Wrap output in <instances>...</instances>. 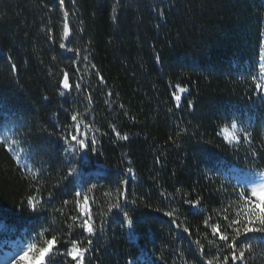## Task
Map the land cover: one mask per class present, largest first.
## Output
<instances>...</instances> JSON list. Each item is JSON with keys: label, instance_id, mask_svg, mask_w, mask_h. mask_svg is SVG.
Here are the masks:
<instances>
[{"label": "trees", "instance_id": "trees-1", "mask_svg": "<svg viewBox=\"0 0 264 264\" xmlns=\"http://www.w3.org/2000/svg\"><path fill=\"white\" fill-rule=\"evenodd\" d=\"M56 2L0 0V133L20 141L17 151L29 163L43 165L49 191L70 167L59 126L70 122L73 110L83 113L85 105L94 110L86 122L100 129L98 151L79 166L81 175L62 182L54 199L37 213L21 207L29 183L12 153L0 144V253L11 250L15 257L29 243L41 242L38 233L63 228L64 216L55 210L67 199L63 213L74 214L69 209L80 187L96 185L89 195L97 202L93 211L99 219L111 202L106 193L127 179L129 199L138 200L127 208L133 224L127 225L113 210L94 238L91 264H182L177 248L191 264H200L187 234L163 213L176 209L177 223L195 230L202 218L182 206L178 196L170 203L176 189L202 195L206 207L218 208L234 187L264 178L258 174L264 172V151L253 159L247 146L237 149L215 135L217 125L238 115L250 122L254 146L259 150L264 144V98L250 88V73L258 66L264 43V0H121L116 19L115 0H74V5L66 0L75 12L74 32L85 30L75 33L68 47L85 48L90 56L75 65L74 53L59 48V31L56 43L46 39V25L60 27V11L52 10ZM90 64L97 66L106 84L99 83ZM73 68L74 79L84 78L93 103L75 91L59 96L57 78L49 69ZM175 83L189 88L180 108L171 98ZM109 90L112 97L105 94ZM187 100L195 107L188 108ZM108 123H115L129 139H116ZM177 125L198 135L173 144L169 137L175 138ZM129 167L131 175L125 171ZM221 187L227 192H217ZM165 191L168 197L162 195ZM253 244L251 264H264V243Z\"/></svg>", "mask_w": 264, "mask_h": 264}, {"label": "snow or ice", "instance_id": "snow-or-ice-1", "mask_svg": "<svg viewBox=\"0 0 264 264\" xmlns=\"http://www.w3.org/2000/svg\"><path fill=\"white\" fill-rule=\"evenodd\" d=\"M69 3L74 5V0H69ZM121 0H115L113 6V19H116L115 13ZM59 9L60 20L59 29L56 23L46 25V39L57 42V31H59V48L65 49L68 52L74 53L76 59L72 61L75 65L78 62H85L90 59L89 55H85V48L68 47L72 42L75 33H82L83 28L73 30L72 17L75 12L72 11L66 0H57L52 10ZM159 15H164V10L159 11ZM90 44V42H89ZM159 54L156 59L159 60ZM55 57L53 60L55 61ZM90 69L95 70L93 75L98 79L100 84H106V80L102 73L97 69L95 64L89 65ZM77 69L72 71L59 69L53 71L49 69L50 76H56V89L59 96L64 97L66 94H71L75 91L78 95H82L83 99L88 104L93 103V95L88 91V87L83 83V77L74 79ZM174 91L171 92V98L175 101V107L180 108L184 95L189 93L187 86H182L180 83L172 85ZM250 88L253 94L264 98V43L260 46V60L256 69L250 73ZM108 97H112L114 93L108 91L105 93ZM47 98V97H46ZM105 103H114V101L106 100ZM187 107L194 108V101L187 100ZM2 108V104H0ZM119 108L124 109V105L120 104ZM94 111L85 105L83 113L73 110L69 115V123L60 125V138L64 142L65 163L69 165L68 170L56 180L52 185V191L48 190L47 181L44 177V168H36L34 164L28 162L21 156V152L17 151V146L20 141L10 139L8 135L0 133V144L10 153H12L15 163L23 173L24 179L28 181L30 192L21 202L22 208L31 209L33 212H42L45 210V205L54 199L55 191L59 190L62 182L67 181L69 177H77L81 175L80 165L86 163L90 154L97 153L98 138L96 133L100 129L95 128L92 123L86 122L87 116ZM171 111V109L169 110ZM127 115V113H124ZM135 120V117H131ZM251 127L250 122L241 120L238 115H234L231 119H225L221 124L217 125L215 135L222 139V142L229 146H234L237 149L247 146L246 153L253 159L259 158L261 152L264 151V144H261L258 150L254 145V137L252 131L248 130ZM107 128L118 140L127 141L129 135L122 133L115 123H108ZM108 132L103 135H108ZM198 135L197 131H189L188 127H180L177 125L175 138L169 137V140L176 144L178 139L183 137L194 138ZM203 140V137H201ZM211 143L210 141H203ZM25 156L31 158L27 150L21 149ZM160 162V157H157V163ZM126 173L131 175L133 169L127 168ZM256 171V169H253ZM264 177V172L258 173ZM50 179V177H49ZM129 181L121 179L117 182L115 188L110 189L106 195L111 202L107 204V210L102 213L97 219L93 211V205L96 200L89 195L96 188V185H91L86 189L80 187L74 192L72 206L69 209L74 214L68 216L63 213V208L69 205L67 199L61 202V208L55 210L56 215H63V228L54 226L50 229L37 234L41 238L40 243H29L19 254L12 259V264H91L89 253L95 251L94 238L103 232L110 213L115 210L121 214L127 225L133 224V219L130 216L127 208L129 205H137L138 200L135 198L129 199V191L127 188ZM217 192L226 193L227 190L221 187ZM168 197L165 191L162 193ZM179 197L181 205H187L193 215L201 217V225H197L195 230L190 226H185L183 223H177L178 216L176 209L164 211V215L171 219V222L183 233L187 234L192 245L195 246V252L198 254L200 264H251L255 259L253 241L259 240L264 243V181L255 182L248 181L246 184L234 187L232 192L228 194L227 203H221L218 208H210L205 206V198L202 195L192 193L185 194L180 189H176L173 197L170 198V203L175 202V198ZM235 197L232 199L231 197ZM161 211V209H156ZM70 221V222H69ZM55 219L52 225H55ZM195 231L196 238L193 237ZM211 237V239H209ZM206 241V243H205ZM175 254L181 259L182 264H191L185 257L182 248H177ZM57 257L61 259H57ZM174 264V262H173Z\"/></svg>", "mask_w": 264, "mask_h": 264}, {"label": "rangeland", "instance_id": "rangeland-1", "mask_svg": "<svg viewBox=\"0 0 264 264\" xmlns=\"http://www.w3.org/2000/svg\"><path fill=\"white\" fill-rule=\"evenodd\" d=\"M261 181H264V178L261 179ZM257 181V182H261ZM14 258V254L12 251H4L0 253V264H10L12 262V259Z\"/></svg>", "mask_w": 264, "mask_h": 264}]
</instances>
